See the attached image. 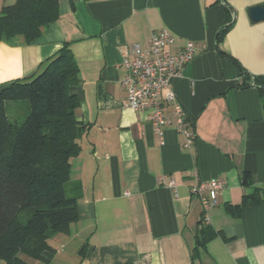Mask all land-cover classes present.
Masks as SVG:
<instances>
[{"label": "crops", "instance_id": "crops-1", "mask_svg": "<svg viewBox=\"0 0 264 264\" xmlns=\"http://www.w3.org/2000/svg\"><path fill=\"white\" fill-rule=\"evenodd\" d=\"M15 1L0 0V11ZM261 3L60 0V17L32 42H0V91L68 44L79 67L70 92L88 126L71 158L78 219L31 264H264V102L256 85H243L244 73L264 76V20L247 12ZM162 29L197 51L173 80L186 123L166 104L160 135L150 110L126 106L121 80L132 44ZM212 178L224 186L206 221L192 186ZM256 190L260 202L228 210ZM202 219L220 233L194 258Z\"/></svg>", "mask_w": 264, "mask_h": 264}, {"label": "trees", "instance_id": "trees-1", "mask_svg": "<svg viewBox=\"0 0 264 264\" xmlns=\"http://www.w3.org/2000/svg\"><path fill=\"white\" fill-rule=\"evenodd\" d=\"M60 14V0L7 4L0 11V42L30 43ZM78 78L77 61L65 44L34 73L0 91V264H31L45 258L44 252L54 249L49 240L68 232L78 219L81 185L71 179V158L80 153V138L88 127L77 119L79 98L70 92ZM243 85H256L264 102V76L244 73ZM19 99L30 104L21 122L7 113V102ZM260 200L256 190L240 205L227 208L238 215L241 205ZM201 224L194 258L201 246L220 233L203 219Z\"/></svg>", "mask_w": 264, "mask_h": 264}, {"label": "built area", "instance_id": "built-area-1", "mask_svg": "<svg viewBox=\"0 0 264 264\" xmlns=\"http://www.w3.org/2000/svg\"><path fill=\"white\" fill-rule=\"evenodd\" d=\"M188 39L177 47V38L168 29L155 32L146 45L134 42L130 56H125L123 65L126 75L121 83L126 89V106L138 110L151 111V122L156 131L164 134V126L169 123L165 105L171 104L180 124L186 123L185 110L173 87L174 78L182 75L183 70L195 57L197 44ZM174 180L168 185L174 187ZM224 186V180L212 178L192 186L204 206V219L209 220L208 211L217 203V192Z\"/></svg>", "mask_w": 264, "mask_h": 264}, {"label": "rangeland", "instance_id": "rangeland-1", "mask_svg": "<svg viewBox=\"0 0 264 264\" xmlns=\"http://www.w3.org/2000/svg\"><path fill=\"white\" fill-rule=\"evenodd\" d=\"M30 110L29 101L26 99L10 100L7 102V113L13 121H23Z\"/></svg>", "mask_w": 264, "mask_h": 264}, {"label": "water", "instance_id": "water-1", "mask_svg": "<svg viewBox=\"0 0 264 264\" xmlns=\"http://www.w3.org/2000/svg\"><path fill=\"white\" fill-rule=\"evenodd\" d=\"M247 12L254 23L264 20V3L250 6Z\"/></svg>", "mask_w": 264, "mask_h": 264}]
</instances>
